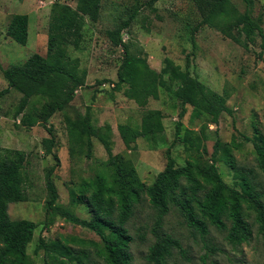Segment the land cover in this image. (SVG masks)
Instances as JSON below:
<instances>
[{
    "label": "rangeland",
    "instance_id": "374dc122",
    "mask_svg": "<svg viewBox=\"0 0 264 264\" xmlns=\"http://www.w3.org/2000/svg\"><path fill=\"white\" fill-rule=\"evenodd\" d=\"M149 1L101 0L98 21L86 19L79 46L68 44L66 47L69 59L77 65L78 72L84 74V83L74 91L64 110L49 119L46 128L52 129V151L59 159L51 175L58 193L57 203L67 205L80 218H88V212L82 204L70 205L68 191L83 179L107 169L104 166L107 154L98 135L110 140L113 154H125L134 163L140 180L149 185L164 168L168 147L179 166L198 159L194 144L204 130L208 135L203 141L207 151L202 153L201 159L208 161L215 139L220 138V156L224 150H230L235 165L251 169L256 189L264 194V173L257 167L252 141L245 139V136L253 138L264 147V42L261 34L255 30L247 37L234 25V20L220 26L200 25L201 16L192 0H156L148 4ZM229 2L239 13L244 12L243 0ZM57 5L74 8L76 0H0V91L7 87L2 69L23 63L33 53L46 55L48 26ZM135 7L139 9L136 18L121 32L132 56L131 68L149 79L160 78L164 82L157 89L158 97L149 98L144 104L128 99L123 88L116 90L117 71L124 54L122 48L112 46L107 37V31L114 29ZM252 13L264 34V0H253ZM14 14L29 17L25 45L16 43L6 34ZM165 59L181 69L189 60L190 73L221 96L222 104L230 111L220 114L217 125L204 115L194 118L191 106L179 117L181 106L174 96L178 82L170 81L163 73ZM35 99L32 102L13 89L0 96V148L26 153L27 200L10 204L8 212L12 219H27L37 224L26 249L25 264H42L43 250L35 252L39 237L50 251L61 246L76 252L74 256H80L83 250L87 254L84 264H105L96 253L100 242L94 232L58 215L47 219V225L43 224L47 198L44 173L54 164V157L44 152L43 140L51 135L33 114V104H39ZM151 111L162 113L159 120L154 119L159 133L138 138L136 147L128 150L121 140L118 125H140ZM84 120L95 130V134H89V155L86 134L80 132ZM179 122L177 135L175 126ZM70 128L79 133L76 142L72 140ZM216 166L222 179L232 185L235 178L226 162L220 158ZM197 178L204 183L203 177ZM200 200L204 201L203 196ZM204 208L202 203L195 204L198 211ZM157 213L145 195L134 206V214L126 224L133 237L130 251L134 264H150L145 256L154 241L151 229L156 223L183 248V251L173 250L165 264H264V236L253 219L249 220L253 223L251 239L237 244L230 239L227 228L209 223V231L202 235L189 227L174 202L162 219ZM225 223L230 226L228 221ZM71 264L77 263L74 260Z\"/></svg>",
    "mask_w": 264,
    "mask_h": 264
},
{
    "label": "trees",
    "instance_id": "16d2710c",
    "mask_svg": "<svg viewBox=\"0 0 264 264\" xmlns=\"http://www.w3.org/2000/svg\"><path fill=\"white\" fill-rule=\"evenodd\" d=\"M58 1V0H57ZM156 0H150L153 4ZM201 16L202 24L220 26L234 20V25L240 27L247 37L257 30L264 42V34L253 18V0H243L244 12L239 13L229 0H192ZM101 0H76L71 8L67 5H57L50 18L47 34V51L45 56L31 54L23 63L2 69V75L7 87L0 91V96L13 89L27 99H35L33 114L46 128L49 119L71 101L74 91L84 83V74L78 72L77 65L69 59L66 53L68 44L78 47L81 40L82 27L88 19L97 22L100 16ZM138 8H133L125 19L107 31V37L114 47H121L124 57L117 71L116 90L123 88V94L131 100L144 104L149 98L158 97V87L163 85L162 79H149L131 68L132 56L128 44L123 40L121 32L130 26L136 18ZM29 17L27 14H14L9 20L6 34L18 44L25 45L28 40ZM68 37H71L70 40ZM264 50V43H263ZM163 73L170 81L178 82L174 96L180 102L179 117L182 118L186 107H192V116L199 118L207 116L209 122L217 125L222 112H229L221 102V96L201 83L190 73L188 60L184 69L174 65L170 59H165ZM24 104V103H23ZM22 104V107H23ZM162 117L160 111L148 112L140 125L119 124L118 130L124 146L128 150L136 147L135 142L140 137L156 132V122ZM180 122L175 126L179 134ZM81 133L86 134L87 155L91 147L89 134H95L89 121H82ZM51 137L43 140L44 152L54 157V164L44 173V187L47 198L44 203L45 221L56 215L67 222L94 232L99 237L100 247L97 255L105 264H134L130 251L133 237L126 226L134 214V206L143 195L151 207L157 210L158 218L162 219L174 202L186 224L199 231L202 235L209 231V223L219 228H227L230 239L249 242L252 236V224L255 223L259 233L264 236V194L256 189L252 170L236 166L230 155V150L222 149L220 138H216L213 151L208 161L201 159L207 148L203 141L208 135L201 130V136L195 141L194 149L198 156L179 166L173 158L170 148L166 149V163L149 185L142 182L134 163L125 154L112 153L110 140L98 135L99 141L107 154L104 166L92 178L83 179L76 188H69L70 205L82 204L88 212V218H80L67 205L57 203L58 193L51 178L59 164L57 155L52 151L54 140L52 129L46 128ZM73 142L79 138V133L73 128L69 130ZM252 141L256 154L257 167L264 173V147L259 141L245 136ZM234 142V141H232ZM259 142V143H258ZM220 153V154H219ZM222 158L233 172L234 182L227 184L216 166ZM26 153L23 150L0 148V264H25L26 249L32 241L37 224L27 219H12L9 215V205L27 200L26 184ZM204 178V183L197 176ZM203 196L204 201L200 198ZM202 203L204 209H195V204ZM201 211V212H200ZM253 219V223L249 220ZM228 221L230 226L225 223ZM154 241L148 247L145 258L150 264H165L173 250L183 251L180 242L170 234L161 230V224L156 223L152 229ZM43 250L42 264H84L87 254L82 250L80 256H74L69 248L56 246L52 251L43 238H38L35 248L37 253Z\"/></svg>",
    "mask_w": 264,
    "mask_h": 264
}]
</instances>
